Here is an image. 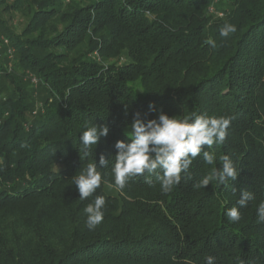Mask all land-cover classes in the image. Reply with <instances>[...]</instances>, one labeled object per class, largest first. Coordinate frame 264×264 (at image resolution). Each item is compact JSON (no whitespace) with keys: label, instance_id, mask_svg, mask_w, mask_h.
I'll return each instance as SVG.
<instances>
[{"label":"trees","instance_id":"trees-1","mask_svg":"<svg viewBox=\"0 0 264 264\" xmlns=\"http://www.w3.org/2000/svg\"><path fill=\"white\" fill-rule=\"evenodd\" d=\"M213 6L221 16L208 11ZM0 0V34L32 74L33 95L0 65V264H264V0ZM26 10L20 34L10 15ZM225 23L237 31L222 37ZM212 38L216 47L205 42ZM2 44V41L0 40ZM155 105L181 119L231 117L212 165L197 157L164 193L155 176L115 186L118 140L136 112ZM107 125L84 154L86 126ZM129 125V126H128ZM128 126V128H127ZM110 160L100 165V156ZM228 155V187L199 180ZM97 164L101 186L79 199L72 177ZM145 177L151 180L147 183ZM241 190L254 199L241 219ZM104 196V219L86 227L83 209Z\"/></svg>","mask_w":264,"mask_h":264},{"label":"clouds","instance_id":"clouds-1","mask_svg":"<svg viewBox=\"0 0 264 264\" xmlns=\"http://www.w3.org/2000/svg\"><path fill=\"white\" fill-rule=\"evenodd\" d=\"M237 31L236 25L225 23L220 28V35L228 38ZM212 48L216 42L209 38L205 42ZM150 112H156V118L148 119L147 114L136 112L129 133H125L127 140L116 141L114 147L118 150L114 155L115 161L111 165L115 186L124 189L128 181L136 176H142L146 172L155 176L159 181L161 190L168 193L181 181V174H188L193 161L197 157L212 165L216 159L215 153L203 150L202 146L212 149L214 145H221L226 140L232 118L224 116H209L192 112L181 119L169 116L162 110L156 109L155 105H149ZM129 126V125H128ZM127 126V128H128ZM109 127L107 125L86 126L79 136L84 154L93 145H97L101 137H107ZM219 168L203 176L196 187L205 188L213 181L217 185L229 186V182L237 180L240 171L237 170L232 159L228 155L219 157ZM110 160L104 155L100 156L99 163L105 168ZM74 185L79 193V199L84 200L91 196L101 186L102 176L97 171L96 163H89L82 172L72 177ZM147 183H151L145 177ZM254 199V195L248 190H241L237 200L239 207L227 209L225 215L229 222H238L241 219L240 208H246ZM106 200L104 196L97 195L92 203L84 209L86 214V227L94 230L104 219ZM259 223H264V201L257 207ZM206 264H215V257H205Z\"/></svg>","mask_w":264,"mask_h":264},{"label":"rangeland","instance_id":"rangeland-1","mask_svg":"<svg viewBox=\"0 0 264 264\" xmlns=\"http://www.w3.org/2000/svg\"><path fill=\"white\" fill-rule=\"evenodd\" d=\"M23 1V7L22 9L26 8L25 4L27 0ZM61 2V6L65 7L66 5H69L71 0H56ZM221 16V15H218ZM29 18V14L27 15L26 10L20 12L16 11L11 13L10 19L8 22V26L15 34H20L23 28L25 27V24ZM0 40L2 41V44L0 43V65L7 69V71L14 74L17 78L18 83L24 88L25 91H29L30 93H37L38 91L35 89L36 86L35 83L32 82V74L28 71H25L19 63H17L16 54L14 52L13 47L10 45V41H8L3 35L0 34ZM6 40V42H5ZM8 50H11V53H8ZM1 74H0V80H1Z\"/></svg>","mask_w":264,"mask_h":264},{"label":"built area","instance_id":"built-area-1","mask_svg":"<svg viewBox=\"0 0 264 264\" xmlns=\"http://www.w3.org/2000/svg\"><path fill=\"white\" fill-rule=\"evenodd\" d=\"M219 0H213V2H218ZM208 11L210 12V13H215V14H217V15H221V13L219 12H216L215 11V9H214V7L211 5V6H209V8H208ZM5 42H6V40H5ZM8 53L10 54L11 53V50H8ZM32 80V82H34V83H36V81H35V79L34 78H32L31 79Z\"/></svg>","mask_w":264,"mask_h":264}]
</instances>
